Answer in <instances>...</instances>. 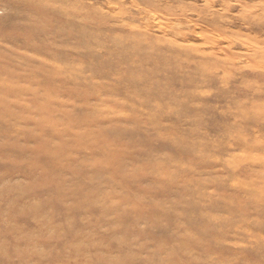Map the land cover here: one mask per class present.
<instances>
[{
	"label": "rangeland",
	"instance_id": "1",
	"mask_svg": "<svg viewBox=\"0 0 264 264\" xmlns=\"http://www.w3.org/2000/svg\"><path fill=\"white\" fill-rule=\"evenodd\" d=\"M0 67V264H264V0H0Z\"/></svg>",
	"mask_w": 264,
	"mask_h": 264
},
{
	"label": "bare ground",
	"instance_id": "2",
	"mask_svg": "<svg viewBox=\"0 0 264 264\" xmlns=\"http://www.w3.org/2000/svg\"><path fill=\"white\" fill-rule=\"evenodd\" d=\"M43 8V7H42ZM48 10V9H47ZM63 11V10H62ZM38 16V15H37ZM74 19V18H73ZM85 19V18H83ZM76 21V20H75ZM86 24V23H85ZM88 25V24H87ZM49 26V25H48ZM70 26V24H69ZM73 26V25H71ZM70 26V27H71ZM82 27V26H81ZM38 28V27H36ZM83 28V27H82ZM30 30V29H29ZM49 30V29H48ZM69 31V30H68ZM72 31V30H71ZM86 31V30H85ZM28 32V31H27ZM30 32V31H29ZM33 32V31H32ZM60 32V31H59ZM88 32V31H87ZM31 33V32H30ZM50 33V32H49ZM28 36H32L31 34L29 35V33H27ZM68 34V33H67ZM74 34V33H73ZM80 34V33H79ZM78 34V35H79ZM25 35V34H24ZM69 35V34H68ZM88 35V34H87ZM27 36V35H26ZM70 36V35H69ZM82 36V35H81ZM89 36V35H88ZM92 36V35H91ZM46 37V36H45ZM86 37V36H85ZM89 38V37H88ZM135 39V38H134ZM130 40V39H129ZM123 41V40H121ZM131 41V40H130ZM84 43V42H83ZM120 43V42H119ZM154 43V42H153ZM122 45V44H121ZM117 46L116 47V52L118 53V60L117 62H114L115 64H112V62H103L102 65H101V68L97 71L98 73L97 74H101L104 76L103 72H102V69L103 68H112L114 69L113 71H115L116 73H119V74H122L124 79H123V82L127 84L128 87H133L135 90H137V92L135 91L134 92V95H133V98L139 100L142 104H149L148 102V98H158L160 100V97L161 96H164L163 92L167 89H165V87L161 86V82L158 80V81H153V79L158 76V73L159 72H162V73H167L168 74V71L171 70L173 71L174 69L175 70H180L181 66L179 64H176L177 62V59H179V56L180 54H178V50L175 49V48H172V47H169V48H162V49H155V48H152L151 46L148 47V45L145 47L143 45H138V44H135L134 42L133 43H130V45H124V46ZM105 50V48H104ZM108 50V49H107ZM109 51V50H108ZM163 51H166V52H163ZM166 54H168L169 56H167ZM92 56V55H91ZM89 57V56H88ZM3 59V57H2ZM106 59H109V58H106ZM113 59V58H112ZM116 59V57L114 58ZM97 60V59H96ZM105 60V59H104ZM2 61V60H1ZM9 66V65H8ZM98 67V66H97ZM1 68V67H0ZM148 68V69H147ZM173 69V70H172ZM202 72H205L206 73V68L205 67H201L200 69ZM118 78V77H117ZM168 83V82H167ZM179 86H183L184 83L183 82H180L178 83ZM169 91L172 90V88H175L176 86V83L174 82V79H172L171 81H169ZM171 93V92H170ZM173 99V98H172ZM47 111L50 112V110H46V113ZM162 111V110H160ZM159 111V106H157V109L156 111L153 113V114H158ZM55 112V110H54ZM53 112V114H54ZM45 113V114H46ZM46 115H51V113L49 114H46ZM52 117H51V120L52 121ZM47 120V119H46ZM50 121H49V124H50ZM47 124V123H46ZM45 140V139H44ZM93 141V140H92ZM100 141L98 138H97V141L98 142ZM45 143V141H43ZM49 143V142H48ZM91 144V143H90ZM47 145V144H46ZM106 147V146H105ZM60 149V148H59ZM70 149V148H69ZM100 149V148H98ZM103 149V147H102ZM53 150V149H52ZM56 150V147L54 149V152ZM65 150V149H64ZM71 150V149H70ZM104 150V149H103ZM106 150V149H105ZM59 151V150H58ZM57 151V152H58ZM67 151V150H65ZM101 151V150H100ZM7 152V151H6ZM38 152V151H36ZM64 151H62L63 153ZM5 153V152H4ZM40 153V151L38 152ZM36 153V154H38ZM47 154V152H45ZM43 153V154H45ZM49 153V152H48ZM61 153V154H62ZM66 153V152H65ZM99 153V152H98ZM105 153V152H104ZM96 154V152H95ZM50 155V153H49ZM65 155V154H64ZM41 156V155H40ZM38 156V157H40ZM44 156V155H43ZM45 157V156H44ZM52 157V155H51ZM50 157V158H51ZM58 157V156H57ZM66 157V156H65ZM47 158V156H46ZM56 158V157H55ZM69 158V157H68ZM38 159V158H37ZM54 159V158H52ZM58 159V158H56ZM63 159H65L63 157ZM62 159V160H63ZM106 159V158H104ZM104 159L102 160V157H99L97 158L96 160V164H99L101 166H105V162H104ZM39 160V159H38ZM68 160V159H67ZM109 160V159H108ZM32 162V161H31ZM45 162V161H44ZM47 162V161H46ZM64 162V161H63ZM49 163V162H48ZM38 164V163H37ZM60 164V163H59ZM63 164V163H62ZM65 164V162H64ZM46 167V166H45ZM49 168V167H48ZM69 171V170H68ZM47 172V171H46ZM48 173V172H47ZM46 173V174H47ZM44 175V174H43ZM52 175L54 176V174L52 173ZM62 175V174H61ZM49 176H50V173H49ZM53 176L52 179H53ZM50 177V178H51ZM59 177V176H57ZM56 178V177H55ZM44 179V178H43ZM59 179V178H58ZM58 179H55V181H57ZM49 180V179H48ZM51 180V179H50ZM52 181V180H51ZM60 182V180H59ZM58 182V183H59ZM62 182V180H61ZM83 181H81V184H82ZM52 183V182H51ZM49 184V182H42V185H47ZM53 184V183H52ZM57 184V183H56ZM61 184V183H60ZM58 184V185H60ZM55 185V184H54ZM66 186V185H64ZM78 186V185H77ZM82 186V185H81ZM47 187V186H46ZM49 187V186H48ZM58 187V186H57ZM53 188V186H52ZM62 189H65L64 187H61ZM80 188V187H79ZM76 189V188H74ZM73 189V190H74ZM82 189V188H80ZM85 189V188H84ZM55 190V189H53ZM78 190V189H77ZM50 191H52L50 189ZM60 191V190H59ZM58 191V192H59ZM67 191V190H66ZM81 191V190H80ZM80 191H78L80 193ZM92 191V190H91ZM90 191V192H91ZM73 192V191H71ZM85 192V191H83ZM74 193V192H73ZM78 193V194H79ZM86 195H87V190H86ZM93 193V192H92ZM76 194V193H75ZM77 194V195H78ZM81 194V193H80ZM80 194H79V197H80ZM91 194V193H90ZM94 194V193H93ZM92 194V195H93ZM91 195V196H92ZM62 195H58V197H61ZM72 196V195H71ZM96 196V195H95ZM95 196L92 197V200H95L96 202V198L95 199ZM76 198V196H73ZM86 197V196H85ZM89 197V196H88ZM116 197V196H115ZM63 197H61L62 199ZM81 198V197H80ZM87 198V197H86ZM60 199V198H59ZM82 199H84V197H82ZM91 199V198H90ZM74 200V199H73ZM77 200V199H76ZM86 200V199H85ZM101 197H100V200L101 201ZM107 200V199H106ZM105 200V201H106ZM81 204L82 205L83 203H88V200H86L85 202H82V200H80ZM103 201V200H102ZM75 202V200H74ZM73 202V203H74ZM90 202V203H91ZM122 202V200H121ZM125 202V201H124ZM79 203V202H78ZM101 204V202H100ZM77 205V204H76ZM99 205V204H98ZM123 205V204H122ZM79 206V205H77ZM124 206V205H123ZM92 208V207H91ZM99 208V207H97ZM73 209V207H72ZM75 209V208H74ZM90 209V208H89ZM94 209V208H93ZM101 209V208H100ZM108 209V207L106 208ZM67 210V209H66ZM70 210V209H69ZM86 210V209H84ZM96 210V209H95ZM73 211V210H71ZM67 212V211H66ZM77 213V211H76ZM90 213L91 210H90ZM67 215H68V212H67ZM72 215V214H71ZM81 217V216H80ZM204 223V222H203Z\"/></svg>",
	"mask_w": 264,
	"mask_h": 264
}]
</instances>
